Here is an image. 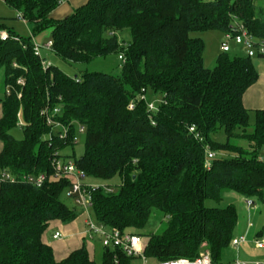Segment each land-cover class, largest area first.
<instances>
[{
    "label": "trees",
    "instance_id": "obj_1",
    "mask_svg": "<svg viewBox=\"0 0 264 264\" xmlns=\"http://www.w3.org/2000/svg\"><path fill=\"white\" fill-rule=\"evenodd\" d=\"M4 1L30 24L31 35L0 20L11 35L0 41V70L12 88L0 97V167L18 179L0 183V264H132L135 256L107 247L98 262L85 244L57 260L43 241L51 223L80 215L63 199L69 178H52L53 157L76 144V123L86 133L85 151L74 157L78 167L88 178H121L113 191L91 189L97 223L148 238L144 254L151 262L195 259L206 248L224 264L239 210L207 200L219 203L228 189L264 201V109L251 112L243 101L259 79L252 57L222 51L210 68L205 41L193 33L225 34L242 23L264 40V0H88L62 19L51 16L60 0ZM47 29L53 52L68 61L124 53L121 73L77 77L54 64L45 69L33 37ZM144 96L162 100L150 110ZM47 104L61 107L58 119L71 125L67 138L46 124ZM17 127L21 139L11 134ZM222 130L225 141L213 137ZM208 148L215 152L209 165ZM41 172L49 179L40 187L19 180ZM154 210L165 226L144 233Z\"/></svg>",
    "mask_w": 264,
    "mask_h": 264
},
{
    "label": "built area",
    "instance_id": "obj_2",
    "mask_svg": "<svg viewBox=\"0 0 264 264\" xmlns=\"http://www.w3.org/2000/svg\"><path fill=\"white\" fill-rule=\"evenodd\" d=\"M61 3L66 0H60ZM225 38L222 41V51L228 52L231 51L234 45H238L242 48L243 52L250 56H263L264 55V40L257 39L253 34H251L244 24L235 23L234 26L231 27V30L226 32ZM11 37L10 33L6 29H0V41H6ZM35 52L37 55L41 56V50L46 49L49 51H53V41L49 40L46 44H35L34 46ZM43 58V57H42ZM120 59L123 63L126 61V56L124 53H120ZM50 62L43 59L44 68L49 67ZM19 84H24L23 79L18 80ZM11 87H6V94L10 95ZM21 94H19V97ZM147 99V97L144 96ZM161 98H157L155 100H149L148 107L150 110H156L158 107V103L161 101ZM134 107V104L131 105V108ZM62 109L59 105L52 106L47 104L43 110L41 111V115L45 118L46 124L52 128L55 134L59 135L60 138H67L70 133L71 125L65 124L58 119ZM19 116V125L23 124L21 119V114ZM79 126V130L76 127L75 131V141H77V131L79 133H85V126L76 123V126ZM194 128H192L193 130ZM52 135V134H51ZM50 135V136H51ZM207 155V164H210V160L215 157V152L210 148L206 151ZM52 167L53 179H60L63 177H68L71 184L66 191V196L71 198L75 205L80 208L81 212L84 214V224L86 226V234L89 239L99 238L103 247L107 248H122L128 255L139 257L142 260V264H218L212 260L211 252L204 248L199 256L195 259L189 258H177L168 261H158L151 262L144 254L146 247V239L138 233H130V232H122L118 229H108L105 226L97 223L92 216V195L91 189L97 187L96 185H91L87 182V174L86 172L78 167L76 161L74 159L66 158L60 153L57 154L52 159ZM16 177L13 173L8 171L5 168L0 167V183L3 182H13L16 181ZM49 176L45 172L41 173H28L22 176L21 179L24 183L32 184L35 186H42L47 180ZM18 180V179H17ZM108 191H113V188L110 186H106ZM245 203L250 210L255 206V200L253 198L245 197ZM253 223H249V226H252ZM62 237V233L60 231L55 232L54 238L59 239ZM246 240L245 236H239L232 240L231 244L234 246H238L240 243ZM256 246L258 248H264V236L258 237L255 240ZM233 264H249L248 261L244 260H236ZM254 264H263L261 261H255Z\"/></svg>",
    "mask_w": 264,
    "mask_h": 264
},
{
    "label": "rangeland",
    "instance_id": "obj_3",
    "mask_svg": "<svg viewBox=\"0 0 264 264\" xmlns=\"http://www.w3.org/2000/svg\"><path fill=\"white\" fill-rule=\"evenodd\" d=\"M0 19L3 20V22L6 24L7 27L13 29L15 32H17L20 35H31L30 31L28 29V26L26 25V23L19 18V16L14 12V9L11 8L10 6H8L6 3H4L3 1L0 0ZM48 32V31H46ZM194 36H200L203 37L204 41H205V55L207 57V60L209 65L208 67H213L215 65V60H213L214 54L222 48V41L225 38V35L222 33V31L219 30H209V31H204V32H194L193 33ZM126 37H124L122 34H119L120 37V42H123V40L128 39L129 38V34L127 33L125 35ZM46 37L49 38L48 34L46 33ZM36 40V39H35ZM48 42V41H47ZM46 42V43H47ZM36 43L39 44V42L36 40ZM35 43V44H36ZM234 47H236V45L233 44ZM231 53L236 54V53H240V54H244L243 51H240L236 48H233ZM41 55L43 57V59H45L46 61L50 62V64H54L59 66L65 73H67L68 75L71 76H77L80 77L84 72L86 71H102V72H107V73H111L114 75H118L121 73L122 71V64L123 61L120 59V54L119 53H111L109 55L106 56H98L95 59H93L90 62H72V61H68L65 60L61 57H59L58 55H56L54 52H46L43 49L41 50ZM253 61L256 62L259 57L256 55L254 57H252ZM4 78H5V72H4V68H2L0 70V97H3L5 94V84H4ZM153 100H155L154 98H152ZM2 114V107L0 105V115ZM79 130V126H76ZM11 134L13 136H15L18 139H21L23 137V131L21 129V127H17L14 128L13 130H11ZM213 137L219 141H225L226 138V134L225 132L219 131L218 133L214 134ZM85 140H86V133H79V131H77V141L76 144L74 145V147L72 146H67L64 149L61 150V154L63 156H66V158L69 159H74V157H80L83 155L84 151H85ZM244 144V142H241ZM1 141H0V150H1ZM264 153V152H263ZM87 181L89 184L91 185H96V186H107L110 185L111 187L118 189L120 184H121V178L119 176H116L110 180H101V179H94V178H87ZM63 199L65 200V202L73 207L75 206L74 201L67 197L66 194L63 196ZM243 197L240 198L239 195H237L236 193H234L231 190H224L223 191V198L222 200L217 203L213 200H207V204L211 205V206H226L229 204H234L237 206L238 210H239V219H243V214L247 215L249 217L248 219V223H253V226H259V229H263L264 228V201L262 200H258L255 199V206L253 208H251V210H246L244 208L243 205ZM79 208V207H78ZM80 210V209H79ZM78 210V214L79 216L77 217V219L74 221L79 229V231H82V221L85 218L84 214ZM258 210V211H257ZM165 219H164V215L161 211L159 210H154L145 229L143 230L144 233H153V232H159L162 231V229L165 226ZM242 222V221H241ZM57 226H55L54 223H51L48 228L45 231V237L47 236V240L49 241L50 245H53V241H54V246L56 248V254L58 255L59 253V246L56 245L57 242L59 241H55L52 237V235L55 233V231H60L62 233V231L59 228H56ZM238 228V227H237ZM63 235V233H62ZM63 239H65L64 237L62 238L61 241H63ZM146 241L148 240V238H146ZM59 241V242H61ZM64 243L60 244V248H62L61 246H63ZM103 246L101 244V242H98L97 244V250L95 252V257L96 260L99 262L100 261V256L103 250ZM230 253L232 254V251L230 250ZM132 264H142V260L139 257H135L132 261Z\"/></svg>",
    "mask_w": 264,
    "mask_h": 264
},
{
    "label": "crops",
    "instance_id": "obj_4",
    "mask_svg": "<svg viewBox=\"0 0 264 264\" xmlns=\"http://www.w3.org/2000/svg\"><path fill=\"white\" fill-rule=\"evenodd\" d=\"M4 3H6L4 0H1ZM88 0H66L65 2L61 3L52 13L51 16L56 19H62L66 16H68L72 11L86 3ZM7 4V3H6ZM8 5V4H7ZM10 6V5H8ZM11 7V6H10ZM13 8V7H11ZM14 9V8H13ZM14 12L21 18L26 25L28 26V29L31 34V27L30 24L21 17V14L14 9ZM1 20V19H0ZM3 22V20H1ZM48 31V32H46ZM46 33L48 34L49 38L46 37ZM223 33V32H222ZM224 34V33H223ZM51 38V29H47L36 36L33 37L34 43H36V40L39 42V44L44 45L46 44L47 41H49ZM36 39V40H35ZM233 48H236L240 51H243L242 48L238 45L236 47L233 46ZM232 48V49H233ZM44 51L50 53L53 51H49L46 49H43ZM222 52V49H219L213 57V60L216 62L217 56ZM259 59L254 62L258 72H259V79L256 83H254L252 86H250L247 91L245 92L243 96V101L247 109H249L251 112H254L257 109H264V56H258ZM207 57L204 52V63L206 66L209 65ZM2 115V114H1ZM0 115V117H1ZM2 148V145H1ZM88 182V181H87ZM242 198V197H240ZM243 205L246 210L249 211L246 203H245V197H243ZM251 210V209H250ZM258 211V210H257ZM250 212V211H249ZM240 218V217H239ZM249 217L247 215L243 214V219H239L238 225L235 230V236H245L246 240L242 243H240L238 246L230 245L228 248H226L223 252L222 255V263L224 264H233L236 260H244L248 261L249 264H254L255 261H261L264 264V248H258L256 246L255 240L258 237H261L262 235L264 236V228L259 229V226H249L248 223ZM242 221V222H241ZM56 228H59L63 235L59 239L54 238V234L52 235L53 239L55 241H61L62 238L64 237L63 241L57 242L56 245L59 246V253L58 255L56 254V248L54 246V241L53 245H51L54 249L55 257L57 260H62L65 257H67L74 249H77L81 247L83 244L86 245L90 256L95 257V252L97 250V244L98 242H101L99 238H94V239H89L87 234H86V226L84 224V219L82 221V231H79L76 223L73 221L68 224H64L61 221H54L53 222ZM58 231V230H57ZM55 231V232H57ZM233 238V239H234ZM43 241L49 243L47 240V236L45 237V233L43 234ZM64 243L62 248H60V244ZM102 244V243H101ZM103 246V245H102ZM230 250L232 251V254L230 253Z\"/></svg>",
    "mask_w": 264,
    "mask_h": 264
}]
</instances>
